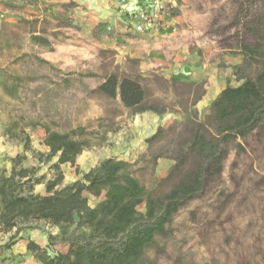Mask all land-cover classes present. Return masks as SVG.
<instances>
[{
	"label": "rangeland",
	"instance_id": "1",
	"mask_svg": "<svg viewBox=\"0 0 264 264\" xmlns=\"http://www.w3.org/2000/svg\"><path fill=\"white\" fill-rule=\"evenodd\" d=\"M258 6V0H180L151 33L129 32L124 36L130 40H118L116 30L108 28L110 22L92 16L96 9L85 0L4 2L0 9V172L9 174L12 158L26 154L23 165L38 168V176L54 177L56 171L50 167L58 158L45 161L46 125L59 131L82 126L107 139L127 127L133 131L132 123L139 122L140 115L97 90L106 75L117 73L139 78L148 100L166 107L172 117L162 138L146 142L132 162L140 181L154 188L174 165L172 157L179 153L180 142L190 136L187 119L193 117L192 109L204 120L215 98L208 97L204 108L199 102L193 106L195 89L174 85L180 80L166 78L167 68L194 55L201 62L198 70L210 74L225 69L228 74L222 84H239L233 64L239 61L238 69L243 61V24ZM151 57L162 59L164 66L144 69L143 60ZM258 70L254 64L246 72L254 77ZM192 83H204L207 92L205 80ZM27 143L30 149L25 151ZM104 146L94 147L105 148L108 155L115 150L107 143ZM81 177L77 167L66 166L61 186ZM171 185L172 181H165L162 189ZM35 193H46V184L35 186ZM103 198L90 195L89 203L95 206ZM139 210L145 211V203ZM21 227L22 239L44 235L55 241L54 250L68 249L66 243L50 239L59 228L44 220ZM14 234L16 228H0V247L9 251ZM164 243L161 252L147 253V264H264V121L252 134L231 143L221 176L211 181L203 196L180 210ZM27 254H9L8 264L39 262Z\"/></svg>",
	"mask_w": 264,
	"mask_h": 264
},
{
	"label": "trees",
	"instance_id": "2",
	"mask_svg": "<svg viewBox=\"0 0 264 264\" xmlns=\"http://www.w3.org/2000/svg\"><path fill=\"white\" fill-rule=\"evenodd\" d=\"M258 1L259 6L243 24V61L235 73L241 82L228 84L220 92L204 120L198 119L197 109H192L193 117L187 119L190 136L180 142L179 153L172 157L174 165L154 188L140 181L132 162L115 157L101 160L86 172L77 167L82 177L61 186L62 165L76 166L84 150L103 145L107 137L82 126L59 131L46 125L44 143L49 151L44 154L45 161L58 158L50 167L56 174L53 178L38 176V168L23 165L26 154L13 157L11 172H0V228H16L14 239L21 225L33 221L44 220L58 227L59 233L50 239L66 243V252L54 250L55 241L46 247L34 240L28 243V250L41 264H147L149 251L164 250L175 216L221 176L231 143L246 138L264 121V0ZM254 64L259 70L251 77L246 71ZM173 84L195 89L193 106L206 92L204 83ZM97 90L112 99L119 97L132 113L167 112L166 107L148 100L140 79L131 75H106ZM166 131L160 126L146 142L159 141ZM29 149L27 143L25 151ZM165 181H172L168 190L162 189ZM42 183L46 184V194L35 193V186ZM90 195L104 198L91 206ZM143 203L144 212L139 210Z\"/></svg>",
	"mask_w": 264,
	"mask_h": 264
},
{
	"label": "crops",
	"instance_id": "3",
	"mask_svg": "<svg viewBox=\"0 0 264 264\" xmlns=\"http://www.w3.org/2000/svg\"><path fill=\"white\" fill-rule=\"evenodd\" d=\"M85 3L88 6L92 5L95 7L96 10H94L95 12L92 16H95L100 21L107 20L110 22L111 25L108 26V28H114L116 30V34L119 36V38H117L118 40H120V38L130 40V36H124V34H129V32L138 33L140 35L144 34L134 31V29L130 26L128 22L127 12L121 7L119 0H85ZM149 33L151 32H147V34ZM113 46H116L121 50L119 43H114ZM132 54L134 56L137 55V53L135 52H133ZM194 58L195 56L193 55L189 58V61H186L183 64H173L174 66H171V68L169 69L167 68V71L170 74L164 76L173 80L189 82H201L205 80L207 84V92L205 94V98L201 99L198 103L201 108H204L208 105V97L214 96L216 98L220 94V92L227 86L226 82L222 84V81H225L224 77L228 74V71L218 68L214 73L208 74L204 69H197V65H199V63L201 62L194 60ZM235 62L237 63L233 64V67L236 68L235 70H237V64L239 61ZM142 63V66L145 69L164 66L165 62L162 59L158 60L155 57H151L148 62L143 60ZM202 65L205 66V64ZM117 99L121 101L119 97ZM135 115L140 116L139 122H131L133 124L131 130L133 131H128L127 127V129L121 130V132H119L117 136L112 137V139L111 137L107 139V147H110V143H112L113 141L117 143V145L114 144L113 146H111L113 147V149H115L114 151L110 149L111 151L108 155L105 148L102 150L97 149V147L88 148L78 156L76 166L73 167H79L84 172H86L97 165L101 160L109 157H115L118 159H124L133 162L135 159L139 158L138 156L140 155L142 150H144L146 140L153 134H155L160 126L165 127L172 120V117H170L166 113L158 114L153 111H145L137 113ZM106 143L103 145L106 146ZM66 166L72 168V165L70 163H66L62 165L63 171L66 170ZM42 185L43 183L36 185V187ZM30 240H34L43 247H46L47 244H49L48 238L44 235H42L41 237L37 236L35 238L31 237L22 239L21 234H18V236L15 238V243L12 245V248H10L9 251L0 247V264H8L10 262V259L7 258L9 254L13 256V254L18 253H28L26 257L28 259L33 258V254H31V252L29 253L28 250V243ZM22 246H24V248ZM18 258L19 257L16 256L15 260L19 261ZM35 264L41 263L37 262Z\"/></svg>",
	"mask_w": 264,
	"mask_h": 264
},
{
	"label": "built area",
	"instance_id": "4",
	"mask_svg": "<svg viewBox=\"0 0 264 264\" xmlns=\"http://www.w3.org/2000/svg\"><path fill=\"white\" fill-rule=\"evenodd\" d=\"M0 0V9L4 2ZM127 12L128 22L134 31L147 33L157 29L168 11L177 6L180 0H119ZM3 14L0 12V21Z\"/></svg>",
	"mask_w": 264,
	"mask_h": 264
}]
</instances>
